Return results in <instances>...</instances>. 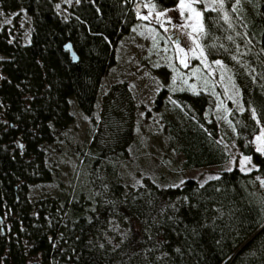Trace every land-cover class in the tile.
Segmentation results:
<instances>
[{
	"label": "trees",
	"instance_id": "trees-1",
	"mask_svg": "<svg viewBox=\"0 0 264 264\" xmlns=\"http://www.w3.org/2000/svg\"><path fill=\"white\" fill-rule=\"evenodd\" d=\"M133 1L143 0H77L63 15L57 0H0V10L13 13L12 23L0 28V214L9 220L0 264H264V152L252 142L264 128V0H223L212 8L199 3L203 55L221 62V69L212 67L227 85L224 93L215 83L195 91L171 90L167 82L152 102L153 110L173 107L162 118L164 153L182 156L176 173L222 165L228 159L223 142H234L253 169L233 166L202 183L186 178L165 186L146 177L124 191L114 180L81 203L61 194L34 202L25 197L29 185L52 179L45 147L73 121L71 96L97 127L102 78L115 63L114 47L136 23ZM146 1L163 10L179 0ZM21 12L30 21L26 43ZM67 41L76 62L63 50ZM120 94L114 84L104 100L122 117ZM108 127L110 141L114 125ZM117 133L116 142H105L90 158L92 167L107 157L136 156L140 144L125 142L132 139L129 125ZM103 168L113 172L106 163ZM109 215L139 227L112 247L101 234ZM56 227L62 250L50 242Z\"/></svg>",
	"mask_w": 264,
	"mask_h": 264
},
{
	"label": "rangeland",
	"instance_id": "rangeland-1",
	"mask_svg": "<svg viewBox=\"0 0 264 264\" xmlns=\"http://www.w3.org/2000/svg\"><path fill=\"white\" fill-rule=\"evenodd\" d=\"M76 1L57 0L58 13L65 15L66 5ZM190 2L200 13L199 17L185 6ZM200 2L211 8L221 5V0H184L183 3L179 0L171 8L155 10L149 1H133L134 5L136 3V23L114 47L115 63L102 78L94 113L97 127L91 126L89 118L77 108L74 97L71 96L70 102L74 106L73 121L58 132L53 143L45 147V164L52 173V179L29 185L25 193L28 201L55 198L61 194L81 203L99 192H104L114 180L121 182L124 191L127 185L137 184L146 177L163 186L180 183L186 178L202 183L216 176L219 171L233 166L245 172L254 168L250 157L240 154L234 142H223L228 159L222 165L188 169L181 173H176V165L182 156L171 151L164 153L166 137L162 116H171L173 107L167 104L161 110L152 109L153 96L157 89L167 82L171 90L187 86L188 89L193 88L191 90L196 91L214 83L221 88L222 93L227 88L223 77L212 67L219 60L211 61L207 56L201 55L203 47L200 36L203 24ZM12 16L13 13L6 14L0 10V28L10 25ZM21 26V39L26 43L30 21L23 12ZM181 59L184 63L180 62ZM217 65L221 69V62ZM224 80L234 89L233 78L225 75ZM114 84L122 96L119 102L121 106L116 108L123 113L122 117L114 113L110 104L106 109L104 95ZM236 96L234 94L233 107H237ZM218 108L216 107L217 110ZM146 110L149 113L146 114ZM112 124L114 130L109 141L108 126ZM124 124L129 125L133 139L127 137L125 142L140 144L136 156L131 157L126 153L124 157H107L100 168L92 167L90 158L98 155L102 145H107L105 142H116L115 138L119 135L117 132L123 129ZM252 142L257 150L264 152V128L259 129ZM18 146L21 148L22 144L19 143ZM84 152H87V156L90 155L89 160L82 158ZM170 159L174 161L173 165L168 162ZM105 163L113 169L112 173L104 170ZM57 216L63 218L64 213L58 211ZM105 223L106 227L101 234L112 247L139 227L137 222L127 217L118 219L115 215H109ZM62 235L56 227V233L49 237L54 248H65Z\"/></svg>",
	"mask_w": 264,
	"mask_h": 264
},
{
	"label": "water",
	"instance_id": "water-1",
	"mask_svg": "<svg viewBox=\"0 0 264 264\" xmlns=\"http://www.w3.org/2000/svg\"><path fill=\"white\" fill-rule=\"evenodd\" d=\"M63 50L68 53L69 58L72 62H76L78 60V55L70 41H67L63 44Z\"/></svg>",
	"mask_w": 264,
	"mask_h": 264
},
{
	"label": "snow or ice",
	"instance_id": "snow-or-ice-1",
	"mask_svg": "<svg viewBox=\"0 0 264 264\" xmlns=\"http://www.w3.org/2000/svg\"><path fill=\"white\" fill-rule=\"evenodd\" d=\"M183 2H184V0H182V3H183ZM192 2H194V0H192ZM185 6L188 7L189 10L192 11V12L196 15V17H199V16H200V13H199L198 11H196V10L192 7V3H191V2L188 3V4H186ZM222 6H223V0H221V7H222ZM144 18L146 19V17H144ZM201 30H203V26H202V25H201ZM197 47H199V45H197ZM180 51L182 52L183 49H180ZM201 55H203V51H201ZM180 62H181V63H184V60L181 59ZM216 63L219 64L220 61H216ZM185 66H187V65L185 64ZM257 139H260V137H257Z\"/></svg>",
	"mask_w": 264,
	"mask_h": 264
},
{
	"label": "flooded vegetation",
	"instance_id": "flooded-vegetation-1",
	"mask_svg": "<svg viewBox=\"0 0 264 264\" xmlns=\"http://www.w3.org/2000/svg\"><path fill=\"white\" fill-rule=\"evenodd\" d=\"M9 228V220H7L4 215L0 214V237L4 236Z\"/></svg>",
	"mask_w": 264,
	"mask_h": 264
}]
</instances>
